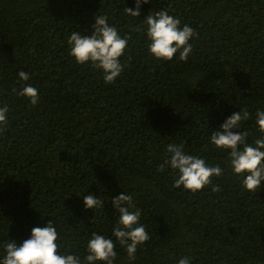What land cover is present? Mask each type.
<instances>
[{
  "label": "trees",
  "instance_id": "16d2710c",
  "mask_svg": "<svg viewBox=\"0 0 264 264\" xmlns=\"http://www.w3.org/2000/svg\"><path fill=\"white\" fill-rule=\"evenodd\" d=\"M134 3L0 0V103L10 109L0 131V242L44 226L40 211L82 252L93 231L110 234L118 213L108 199L125 191L151 239L132 262L119 249L116 264H264V188L242 190L227 153L209 143L240 108L252 114L249 142L260 135L253 125L264 108V0H152L140 18L128 17ZM165 9L197 33L187 62L154 60L146 35L134 31L150 10ZM98 13L129 37L127 67L112 84L68 50L71 32L90 35ZM20 70L39 89L35 106L12 91ZM173 142L220 164L224 174L212 178L220 191L172 187L171 170L158 168ZM88 191L105 207L86 210Z\"/></svg>",
  "mask_w": 264,
  "mask_h": 264
},
{
  "label": "clouds",
  "instance_id": "9594fccd",
  "mask_svg": "<svg viewBox=\"0 0 264 264\" xmlns=\"http://www.w3.org/2000/svg\"><path fill=\"white\" fill-rule=\"evenodd\" d=\"M151 2L135 0L134 7H126L124 13L128 17L140 18L143 5ZM86 31L91 34L72 31L67 37L69 55L77 64H90L100 72L105 84L115 83L127 67L121 58L126 54L129 37L122 35L106 14L99 13L94 16L91 29ZM134 31L146 35L147 50L154 60L167 62L175 58L187 62L193 54L191 41L197 33L167 9L159 12L150 10L141 23L134 26ZM17 78L19 88H13V93L28 98L33 106L37 105L39 89L27 83L31 79L30 73L20 70ZM9 112V105L0 103V131L8 125ZM250 119L252 114L247 108L233 112L218 127L211 128L209 143L216 150L227 153V165L231 173L241 179L242 190L256 192L264 188V108L256 110L253 127L260 135L253 137L251 143V133L244 128V123ZM166 169L171 170L173 188L197 193L211 186L213 191H220L219 185L212 183V178L222 176L224 169L220 164L213 165L206 157L189 153L185 142H173L166 146L165 158L158 171ZM81 197L86 210L105 207L102 195L88 191ZM108 201L118 213L110 234L93 231L82 252L76 250V245L65 243L64 229L57 218L44 223L45 217L54 216L37 210L41 213L44 226L32 227L23 240L10 238L0 242V264H116L119 249L124 250L129 262L134 261L138 250L151 239L142 222L143 210L125 191L109 197ZM96 219L95 215L94 222ZM178 264L193 262L191 258L183 257Z\"/></svg>",
  "mask_w": 264,
  "mask_h": 264
}]
</instances>
